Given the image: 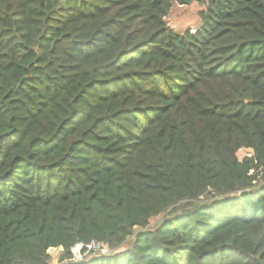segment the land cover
<instances>
[{"label":"trees","instance_id":"16d2710c","mask_svg":"<svg viewBox=\"0 0 264 264\" xmlns=\"http://www.w3.org/2000/svg\"><path fill=\"white\" fill-rule=\"evenodd\" d=\"M190 1L0 0V264H264V0Z\"/></svg>","mask_w":264,"mask_h":264},{"label":"rangeland","instance_id":"374dc122","mask_svg":"<svg viewBox=\"0 0 264 264\" xmlns=\"http://www.w3.org/2000/svg\"><path fill=\"white\" fill-rule=\"evenodd\" d=\"M203 8L197 1H193L189 4L180 5L175 4L169 15L167 16V22L170 26L174 29L179 31H184L187 29H195L200 24V16L199 11ZM253 154L252 150L249 148H242L237 152L238 157L242 160L246 156H251ZM220 196L218 195H211L208 197H202V202H207L206 200L209 198L217 199ZM200 199V200H201ZM165 214L157 216L152 219L150 227L155 226L157 223L161 222ZM134 235L128 238V241L133 240ZM50 254L52 255V264H61L65 262V260H69L68 258L62 260V248H51L49 249ZM92 254H87L86 257L84 256V260L89 258Z\"/></svg>","mask_w":264,"mask_h":264},{"label":"built area","instance_id":"2783aa9c","mask_svg":"<svg viewBox=\"0 0 264 264\" xmlns=\"http://www.w3.org/2000/svg\"><path fill=\"white\" fill-rule=\"evenodd\" d=\"M111 249L104 242L92 240L89 243L78 242L72 247L73 261H81L87 254H109Z\"/></svg>","mask_w":264,"mask_h":264},{"label":"water","instance_id":"95a60500","mask_svg":"<svg viewBox=\"0 0 264 264\" xmlns=\"http://www.w3.org/2000/svg\"><path fill=\"white\" fill-rule=\"evenodd\" d=\"M193 2V0H191L189 3Z\"/></svg>","mask_w":264,"mask_h":264},{"label":"crops","instance_id":"0c3cea01","mask_svg":"<svg viewBox=\"0 0 264 264\" xmlns=\"http://www.w3.org/2000/svg\"><path fill=\"white\" fill-rule=\"evenodd\" d=\"M61 248V247H60Z\"/></svg>","mask_w":264,"mask_h":264}]
</instances>
